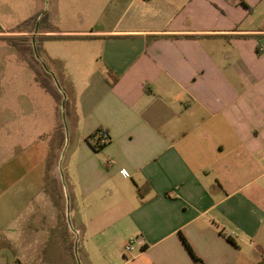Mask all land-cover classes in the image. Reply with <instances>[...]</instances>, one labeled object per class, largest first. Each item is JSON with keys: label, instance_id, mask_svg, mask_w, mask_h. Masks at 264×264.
I'll list each match as a JSON object with an SVG mask.
<instances>
[{"label": "crops", "instance_id": "1", "mask_svg": "<svg viewBox=\"0 0 264 264\" xmlns=\"http://www.w3.org/2000/svg\"><path fill=\"white\" fill-rule=\"evenodd\" d=\"M43 11L58 27L45 50L67 89V125L43 87L51 101L35 89L32 104L12 108L14 132L32 112V144L17 151L10 199L0 194L10 215L0 218V264H24L15 241L25 212L31 264H68L73 232L46 190L51 154L87 264H260L264 0L32 4V15ZM100 129L110 140L98 150L89 137Z\"/></svg>", "mask_w": 264, "mask_h": 264}, {"label": "rangeland", "instance_id": "2", "mask_svg": "<svg viewBox=\"0 0 264 264\" xmlns=\"http://www.w3.org/2000/svg\"><path fill=\"white\" fill-rule=\"evenodd\" d=\"M36 1L38 3L43 0H0V194L2 195V201L4 202L7 199H10L6 197L11 196L12 192L10 170L12 166L19 167L21 164L17 165V151L27 148L32 144V112L28 116H25L27 115L26 113L24 114L22 126L16 127V132H14L12 130V108L14 106L32 104L33 90L35 89L42 91V93H44L43 95L49 97L50 101L52 100V98L36 80V74L26 60L27 57L30 59L32 58V53L28 52L26 54L27 57H25L8 41V38L11 37L17 38L26 44H29L32 40L34 32L28 29V31L24 30L22 32L14 30H16L17 26L23 21L34 16V14L32 15V4ZM45 42L46 40L42 43L40 53L35 52L33 56H35V59L40 64L48 66L51 62H49V56L45 50ZM54 82L56 85L62 84V88L67 92V89L65 85H63V81L61 79L55 78ZM46 102L47 101H45L44 98L41 101L38 99L39 105H43ZM46 107L47 110L49 107L52 109L50 102H47ZM15 110H17V108ZM53 110L56 119L59 120V123L67 125L64 104L56 102ZM49 136L48 140H50L51 146H53V143L57 142V135L54 133ZM54 158L55 155L51 154V159L48 160L52 163L55 160ZM31 167L32 166L28 162L27 166L23 165L21 168ZM50 168H52V165ZM50 168L46 173V190L54 199V202L59 209L60 223L62 225H68L73 232L71 233L69 231L71 239L69 240L70 242L67 246L68 251H70L69 256H67L68 264H87L86 259L88 257H85L79 248V239L77 234L72 229L69 213L67 209L64 210V207H62V183L58 182L57 179L52 178L49 175ZM1 217L4 221H6V219L10 218V215L3 214L0 215V218ZM20 221L21 223L17 224L18 231L16 234H18V238L15 241V247L20 252V260H22L24 264H31L36 258L28 254V249H32V243H30L28 239V233L32 232L30 216L25 212L23 219ZM56 242L60 245L64 242V240L61 241L58 239ZM2 246L0 245V247ZM59 259L64 260L65 256L63 255V257H59ZM40 260L47 263L58 264L55 257L52 259L47 255L41 257Z\"/></svg>", "mask_w": 264, "mask_h": 264}, {"label": "trees", "instance_id": "3", "mask_svg": "<svg viewBox=\"0 0 264 264\" xmlns=\"http://www.w3.org/2000/svg\"><path fill=\"white\" fill-rule=\"evenodd\" d=\"M27 29L32 31V32L39 33L37 35L33 34L32 40L29 42V44L23 43L22 41H20L17 38H14V37L8 38V41L14 47H16L19 50V52L22 53V55H24L25 57H27L26 54L28 52L32 53V58L30 59L27 57L26 60L28 61L30 67L34 70V72L36 74V80L48 93H50L54 97V99L59 104H62V103L64 104L65 114L67 115L68 109H69V101L67 98L64 99L66 92L62 88V84L56 85L54 82L55 77L52 74V72H50V70L48 69V66H44L43 64H40L35 59V56H33L35 54V52L40 53V51L42 49L43 41L54 37V35H51L50 33L57 31L58 27H56L54 24L51 23V21L49 20V16H48L47 11H43V12L37 13L34 16H32L31 18L23 21L21 24H19L17 26L16 30H14V31H21V32L24 30L28 31ZM33 59L36 61H34ZM103 131L105 132V130L100 129L96 133H94L96 135L92 134L89 137V138H93L94 136H97L94 146L98 150L102 149L107 144L106 143L105 145H100V139H101ZM55 134L57 135L59 140H61L64 136V133L61 130V127L55 131ZM108 137L110 140L109 135H108ZM50 159H51V155L49 157V160ZM49 160H48V169L51 167V165L53 163V162L51 163ZM139 192L142 193L141 189L139 190ZM183 240H184L186 247L188 248V250L192 254L195 262L196 263L201 262L202 260L200 259V257H198L196 255L195 251L193 250V248L190 245V243L188 242V240L185 237H183ZM260 264H264V258L262 259Z\"/></svg>", "mask_w": 264, "mask_h": 264}, {"label": "built area", "instance_id": "4", "mask_svg": "<svg viewBox=\"0 0 264 264\" xmlns=\"http://www.w3.org/2000/svg\"><path fill=\"white\" fill-rule=\"evenodd\" d=\"M108 132H102V136H101V139H100V145H105L106 143H108L109 141V137H108ZM123 172L125 174H127V170L126 169H123ZM133 243H134V240L132 239L130 242H128V244L126 245V249L128 250H131L133 249Z\"/></svg>", "mask_w": 264, "mask_h": 264}]
</instances>
